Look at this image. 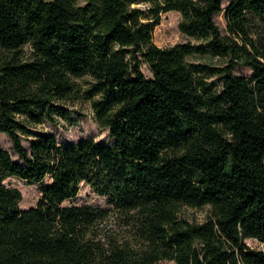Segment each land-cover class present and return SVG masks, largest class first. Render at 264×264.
<instances>
[{"label": "trees", "instance_id": "obj_1", "mask_svg": "<svg viewBox=\"0 0 264 264\" xmlns=\"http://www.w3.org/2000/svg\"><path fill=\"white\" fill-rule=\"evenodd\" d=\"M135 1L0 0V134L18 156L0 148V264H264V250L247 243L264 241V40L248 32L250 13L264 22V0H231L227 36L215 20L223 0H141L148 20ZM170 11L202 42L157 46ZM207 52L230 62H190ZM237 63L253 74L236 75ZM215 74L220 86L208 81ZM74 98L92 102L113 144L35 131ZM12 176L52 181L24 210L21 190L5 183ZM83 183L142 243L100 237L110 209L64 206ZM184 206H209V215L189 222Z\"/></svg>", "mask_w": 264, "mask_h": 264}, {"label": "rangeland", "instance_id": "obj_2", "mask_svg": "<svg viewBox=\"0 0 264 264\" xmlns=\"http://www.w3.org/2000/svg\"><path fill=\"white\" fill-rule=\"evenodd\" d=\"M230 2L231 0H223L224 10L217 13L215 17L216 23L220 27L222 35L224 36L230 35L225 14V9ZM148 5V3L141 0H136L132 3V7H139L142 9L143 17L147 20L152 17ZM248 17V32L250 37L254 39V41L260 42L264 40V22L259 17L251 13ZM181 20L182 15L179 11L163 13L161 23L156 26L154 31L155 44L161 48H168L177 43H201V40L186 36L180 31ZM238 39L242 41L241 37ZM26 51L28 56H30L31 48L27 47ZM230 59V57L213 55L211 52L197 54L189 58L190 62L207 64L218 69L225 68L229 64ZM141 66L146 77L153 78V71L149 63L143 59ZM234 72L236 75L251 76L253 74V70L250 66L240 63L235 65ZM220 79L221 74H215L214 76L209 77L208 81L220 86ZM76 81L80 84L81 89L85 90L88 87L91 78H78ZM65 107L68 109L67 114L59 115L56 121L46 120L44 123L38 125L35 128V131L40 134L52 133L56 135L58 141L62 144H70L87 137H92L96 141L106 144L114 143V139L110 136L109 130L102 127L97 120L92 107V102L90 100L74 98L66 103ZM33 139L34 137L24 138V144L27 147H30ZM0 148L8 150L13 155L14 159L18 160V156L14 152L12 142L4 133L0 134ZM51 181L50 176H47L42 182L37 183H30L17 176H12L7 178L5 183L21 190L23 199L20 205L22 209L27 210L31 207L37 206L40 198L42 197L43 187L51 183ZM85 204L107 208L111 211L109 217L101 223L98 228V233L102 239L105 240L109 236V238L121 242L129 240L134 244L142 243L137 238L135 228L133 224L130 223L129 218L125 214L116 211L113 205L108 202L106 197L98 195L87 183L82 184L77 197L64 202V206ZM209 210V206L203 208L184 206L181 209L180 216L189 222L202 223L207 219ZM247 243L252 249L264 250V241L259 239H248ZM163 263L177 264L174 260H165Z\"/></svg>", "mask_w": 264, "mask_h": 264}]
</instances>
